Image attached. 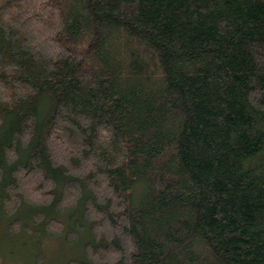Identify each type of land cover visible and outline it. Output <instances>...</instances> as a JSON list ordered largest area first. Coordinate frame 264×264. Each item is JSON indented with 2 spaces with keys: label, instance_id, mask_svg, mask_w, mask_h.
<instances>
[{
  "label": "trees",
  "instance_id": "obj_1",
  "mask_svg": "<svg viewBox=\"0 0 264 264\" xmlns=\"http://www.w3.org/2000/svg\"><path fill=\"white\" fill-rule=\"evenodd\" d=\"M0 228L27 264H264V0H0Z\"/></svg>",
  "mask_w": 264,
  "mask_h": 264
},
{
  "label": "rangeland",
  "instance_id": "obj_2",
  "mask_svg": "<svg viewBox=\"0 0 264 264\" xmlns=\"http://www.w3.org/2000/svg\"><path fill=\"white\" fill-rule=\"evenodd\" d=\"M42 32H43V30H42ZM24 179H26V178L25 177L21 178V180H24ZM24 181L26 182L27 180H24ZM23 184H24V182H23ZM30 185H28V187L24 188L25 194L26 195L29 194V196H27L26 198L31 200V201H38L40 199V197L38 198L36 196L35 197L31 196ZM18 215L21 217L22 214L19 213ZM19 216H17L16 220L19 219ZM19 222H20V220H19ZM36 223H37V220H36ZM5 234H7L6 237H8L9 233L6 232ZM1 235H2V233H0V264H27L26 260L28 258L27 256L29 255L27 250H29V249H25V251H24V249L22 250L20 247L18 248V245L21 243L20 241L27 243L28 238L23 237L22 239L19 238L15 241L14 237L12 236V242L15 243V245H16V249H15L12 247L10 248V245H8L9 244L8 241L10 240V238L8 240H3L4 241L3 242V241H1ZM43 241H44V244L42 245L41 252H43L44 258L42 259L41 263H39V264H65V260H67V258L75 257V256L81 257V255H82V253L79 251V249H74L73 246H71V245L67 246L64 241L55 240L54 238H50V237L44 238ZM12 249H13V251H12ZM9 251L14 252L13 254H15V255H13V254L10 255ZM16 254L18 256H21V258L20 259L17 258ZM40 259L41 258L39 256L37 261H39Z\"/></svg>",
  "mask_w": 264,
  "mask_h": 264
}]
</instances>
